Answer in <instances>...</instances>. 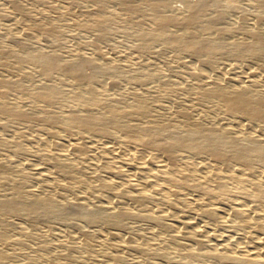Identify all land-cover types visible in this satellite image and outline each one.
<instances>
[{"label":"rangeland","instance_id":"374dc122","mask_svg":"<svg viewBox=\"0 0 264 264\" xmlns=\"http://www.w3.org/2000/svg\"><path fill=\"white\" fill-rule=\"evenodd\" d=\"M66 1L0 0V45L7 52L6 61L0 65V80L8 84L7 87L0 85V93L3 94L0 106L16 107L19 99L18 105L34 114L33 119L27 121L10 117L0 110V198L20 188L28 196L55 197L56 201L49 211H40L33 218L15 212H0V254L4 257L0 264H237L221 256L235 251L243 250L246 254L254 249H263L264 232L260 226L264 225V216L232 215L240 206L241 209L252 207L251 196L238 194L234 186L231 188L235 190L230 195L232 200L214 192L202 199L204 189L211 190V184L205 183L204 189L185 190L187 186L176 179L170 185L177 189L181 202L168 191L140 194L138 189L148 174H136V168L126 158L128 154H146V148L133 141L126 142L122 131L99 130L77 136L74 128L65 127V116L73 108L70 103L57 105L52 110L35 99L31 102L26 98L28 92L45 83L58 85L65 92L73 85L65 86L68 83L60 81L58 76L44 79L28 62L15 63L10 51L23 44L32 50L56 53L61 60L72 61L79 54L92 58L97 64L85 63L83 70L86 75L97 74L101 84L109 81L111 76L118 80L115 88L104 89L106 97L123 96V106L129 107L132 101L134 103L131 93L140 95V100L147 107L146 118L139 119L140 126L149 122L171 121L176 131L182 134L191 125H201L225 130L246 144L264 146L263 127L244 128V118L229 113L230 116L218 100L205 93L208 88L219 86L226 91L247 88L253 95L264 96V54L251 57L247 53L236 54L234 48L235 43L248 41L249 33L255 29L264 39V7L261 4L264 0H240L238 8H225L222 11L225 16L219 26L230 27L228 34L225 32L219 37L205 32L197 34L218 38L216 41L227 46V50L219 52L204 65H198V60L191 53L164 48L160 43L151 44L142 51H133L136 38L129 35L132 28L129 14L117 9L112 0H103L102 7L94 11L90 0H80L79 8L66 5L69 10L65 9L66 12L52 8L54 4L60 7L67 4ZM165 1L169 4V11L174 9L171 11L174 13L186 12L187 1L194 5L200 2ZM111 12L118 15L117 23L96 40L90 30L77 26L93 14L101 16ZM53 20L57 22L53 30L43 33V24ZM147 24V21L146 24L143 22L137 29L150 28L151 25ZM99 50L100 55L95 54ZM111 65L115 67L113 72L107 69ZM196 65L201 70L199 76L192 77L190 72ZM130 78L137 82L132 79L131 82ZM251 78L256 81L255 85L252 83L250 86ZM3 101L7 104H1ZM48 109L53 112L54 121L40 115ZM103 120L108 119L104 116ZM49 137L59 142L62 140L66 147L69 139L79 140L82 150L50 151L46 144ZM190 153L176 152L179 168H183L182 162L189 159L198 164L211 163L205 153ZM66 165H75L76 169L69 175H63L59 170ZM236 165L232 161L229 168H238L240 173L241 167ZM256 165L252 167V177L264 171L262 164ZM208 169L196 171L194 179L198 181L209 173L211 179L215 171ZM241 172V175L246 173L244 169ZM110 181L116 184L108 187L106 184ZM129 182L133 184V190L125 186ZM63 183H69L70 188L67 189ZM113 197L116 200L133 197L142 201L144 207L137 210L128 202L110 204L108 200H114ZM217 197L226 204L220 203ZM96 207L103 208L105 216L87 220L84 214ZM210 208L217 211L214 218L202 216L201 210ZM115 212L126 215L113 217ZM185 225L188 227L184 228ZM217 246L219 254L214 255L211 252ZM193 251L197 256L192 257Z\"/></svg>","mask_w":264,"mask_h":264},{"label":"bare ground","instance_id":"6f19581e","mask_svg":"<svg viewBox=\"0 0 264 264\" xmlns=\"http://www.w3.org/2000/svg\"><path fill=\"white\" fill-rule=\"evenodd\" d=\"M79 1L80 0H67L65 2L67 4L62 3L65 6L62 5L60 7L59 4H54L52 8L57 10L60 9V11H65L67 7L79 8V6H77ZM90 1L94 6L93 11L98 10L102 7L101 3L103 2V0ZM112 1L117 5V9H119L120 11L123 10L129 14L128 18L132 26L129 35L136 38L134 45H132L133 51H142L144 49H147L151 44L160 43V45H162L164 48L167 47L168 49L171 48L176 51H187L191 53L198 60V65L208 64L212 59L215 58V56L219 52L224 51L227 48L224 43L216 41L218 38H211V34H213V37L214 35L215 37H217L218 35H222L225 32H227L228 34V32L231 31L230 27L219 26L220 21L223 20V16H225L224 14H222V11H224L225 8H231L233 10L240 6V0H200L198 4L196 3L197 5H194L195 3L192 4V2L187 1V9L185 10L186 12L183 11L180 13H174L171 12L174 9L169 11V4L165 0ZM261 4L264 7V1ZM66 5L68 6L66 7ZM210 8H212L213 11H211L212 9ZM48 9H50V7ZM209 10L211 11V13L209 12ZM88 14L86 15L88 16ZM87 19L88 20L77 23V26L84 27L85 29L90 30L93 39L96 40L102 33L108 32L109 30L114 28V25L118 21V15L112 12L109 15L101 16L93 14L92 17ZM146 21L151 25L150 28L148 27V29L146 28L143 30L137 29L139 25H142L143 22L144 24H146ZM56 23L57 22L55 20L44 23L42 26V32L47 33L48 31L53 30V28L56 26ZM148 24L147 26H150ZM201 32H205L207 34L211 33L209 34V36L211 37H208L206 35L203 36L201 34H199L201 36H198L197 34ZM249 37L250 38L248 41L241 40L240 42L235 43L234 48L236 50V54L247 53L251 55V57L258 56L260 53L264 54V39L261 37V33L255 29L249 33ZM27 38L28 37L26 36L25 39ZM56 40H59V37H56ZM16 47L17 48H14L10 51L15 59V63L21 65L28 62L34 67L36 73L42 76L44 79L49 80L53 76H58L60 81H65V83H68L65 86L69 84L73 85V88H71V90L65 92L58 85L45 83L39 86L37 90L28 92L26 94L27 99H29L31 102L32 99H35L52 110L57 105L63 106L64 104L70 103L73 108L69 110L65 116V127L70 126L74 128L75 132H77V136L82 134L83 132L92 133L99 130H111L112 133L122 131L125 135L124 138L126 142L133 141L134 143H139L146 148L144 149L147 152L146 154L138 155L133 153L128 154L126 158L128 163L132 164V166L136 168V174H148V177L145 178L140 188L139 186H137L139 188L138 191L140 192V194L147 195L148 193L156 194L165 193L168 191L170 192V195L174 197V199L181 202V199H179L180 194L177 193V189L171 188L172 186L170 185L171 181L176 179L178 182H182L183 185L187 186L184 187L185 190H191L195 188L204 189L203 185L205 183L211 184L212 189H204L206 191H203L202 195L204 197L202 199L210 197L213 192L217 193L216 195H220V197L222 198L224 197L228 199L227 197H231L230 195L235 192V190L233 191V189H231L235 186V189L237 190L236 192L238 194L251 196L253 204L252 207H246V209H241L242 206H240L241 208L238 206L240 209H235L234 211L231 207V211H233V217L243 215L251 216L253 214H258L259 216H261V218L264 216V171L257 177H252L254 173L251 176V172H254V168L252 167L257 166L256 164H262V167L264 168V146H259L256 144H246L242 142V140H240L238 137L231 136L225 130L206 128L201 125H191L187 128V130L185 129L186 131H183L184 133L182 134L176 131V129L171 125V121H161L157 123L152 122L153 124H150L151 122H149L144 124L143 126H140L141 124H138L140 123L139 119L146 118L147 113V107L140 100V95L133 92L131 93L134 103L132 101V104L129 107L123 106V96L111 98L106 97L104 89L106 87L110 88L113 86L115 88V86L118 85V80L111 76L109 81L101 84L97 79V74L86 75L83 70V65L85 63L95 64L96 61H94L92 58L83 57L79 54L76 55L72 59V61H66L61 60L56 53H46L32 50L31 48L23 44H19ZM6 53L7 52L0 45V65L4 64V62L6 61ZM100 53L101 51L99 50L96 51L95 54L100 55ZM107 69L110 72H113L115 70V67L111 65L108 66ZM200 70L201 69L199 66H194L190 72V76H199ZM131 76L133 75L131 74ZM249 76L251 77V75ZM131 79L133 80V78H130V80ZM252 79L253 78H251V82L249 83L250 86H252V83H254L253 85H255L256 83V81ZM134 80L136 81L135 78ZM0 85L3 87L8 86L7 82L4 80H0ZM205 93L210 97L215 98V100H218L222 104V109H224L227 114L230 113L235 115V117L239 116L244 118L246 120L244 128H248V126H258L264 128V96L257 95L256 93L255 95H253L254 93L252 94L251 91L247 88H242L237 91H226L221 89V87L219 86H212L211 88L205 90ZM0 98L3 99L2 93H0ZM20 102L21 101L19 99L16 100V107H7L1 105L0 110L4 111L8 116L16 119L27 121L32 120L34 114L30 111L23 110L20 105H18L20 104ZM1 104L7 103L3 101ZM49 109L43 110L42 112H40V115L42 117H47L50 121H54V117L52 115L53 112ZM180 115L182 117L183 114L180 113ZM104 116H106L108 120H103ZM105 134L110 135V133L108 132H105ZM73 137L71 138L73 139ZM61 141L59 142V140L57 141V139H52V137H49L48 143H46L45 141L44 142L50 147V151H55L58 149L63 153L64 151L70 152L72 150H82L83 145L79 140L70 141L69 139V142H67V147L65 144L64 147ZM178 151H181L183 153L191 151L190 154H192V152L205 153L211 160V163L204 162L205 164H202V162H200L201 164H198L196 162L190 161L189 159V161L182 162L183 168H179V158L178 155H176V152ZM232 161L233 163L235 162L237 165H239L241 167V170L244 169V171H246L245 175H241L242 172L240 169V173L238 172V168H236L237 165L235 167L236 169L229 168V165ZM205 167H208L210 169H208L209 171H211V168L212 171H215L211 179L209 177L211 176V173L201 176L202 178L198 181L194 179L196 171ZM74 169H76L75 165H66L62 166L59 172L63 175H69L74 171ZM200 173L202 172L200 171ZM0 174H2L1 171ZM156 180H161L162 182H156ZM114 184L112 181H110L106 185L109 187L111 185L114 186ZM62 185L67 189L70 188L69 183L65 185L63 183ZM125 186L129 190H133L132 183H126ZM54 198H38L35 196H28L26 194H23L20 188H17L12 191L9 196L0 198V212H15L16 214L20 213L27 218H33L40 211L47 212L51 208H53L56 202ZM113 198L114 200L112 201L108 200L110 204L117 202H128L137 210H140L144 207L142 201H139L138 199L133 197H130V200L124 198L116 200L115 197ZM232 198L233 197H231V200ZM221 199L218 198V201ZM218 201L217 204H219ZM221 202L223 201L221 200L220 203ZM196 204H198V202ZM236 206L237 205H235L234 207ZM103 211V208L96 207L95 209L89 210L87 214L84 215L85 217H87V220L92 221L105 216ZM201 211L202 216L211 219L214 215H216L217 212L215 208L203 209ZM124 215L126 214L121 212H115L112 214L113 217ZM186 225L184 228H187L189 226ZM260 229L262 230V232H264V225H261ZM185 232L188 231L185 230ZM194 232L196 231L194 230ZM181 234H183V231H181ZM0 240H2L1 236ZM251 242L254 243V241ZM247 243L249 242L247 241ZM225 244L227 243H224L223 245ZM263 246L264 245H262V247ZM255 248L257 247L255 246ZM217 249L220 248L218 246L213 248L212 251L214 250L215 252L213 251L211 253H213L214 255L219 254V250L216 251ZM222 249L225 248H223L222 246ZM248 249L251 250L252 248ZM254 250H252L253 252L251 251L246 254L245 252H243V250L237 253H235V251L226 256L222 254L223 256L221 257L229 262L237 264H263L264 248L257 251L256 249ZM247 251L248 250H246V252ZM240 252H243V254H240ZM191 255L192 257L197 256L196 251L195 253L193 251ZM3 259L4 257L0 254V261H2ZM183 264L187 263L185 262Z\"/></svg>","mask_w":264,"mask_h":264}]
</instances>
